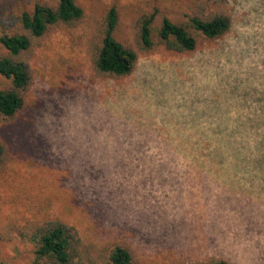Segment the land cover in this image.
<instances>
[{
  "label": "rangeland",
  "instance_id": "1",
  "mask_svg": "<svg viewBox=\"0 0 264 264\" xmlns=\"http://www.w3.org/2000/svg\"><path fill=\"white\" fill-rule=\"evenodd\" d=\"M34 1L0 0V9ZM77 2L84 22L38 43L26 107L0 126V264H29L19 230L48 218L86 240L127 242L141 264H264V160L209 154L224 133L248 134L251 146L264 134V0H231L223 39L184 56H142L121 80L92 68L88 41L100 18L115 7L116 37L130 41L142 13H155L157 32L191 3Z\"/></svg>",
  "mask_w": 264,
  "mask_h": 264
},
{
  "label": "trees",
  "instance_id": "2",
  "mask_svg": "<svg viewBox=\"0 0 264 264\" xmlns=\"http://www.w3.org/2000/svg\"><path fill=\"white\" fill-rule=\"evenodd\" d=\"M230 1L189 0L190 10L183 20L175 22L165 16L157 32L153 26L155 13H142L131 24L130 41L116 37L119 14L111 7L89 37L92 68L101 78L121 80L134 72L142 56L163 50L184 56L205 43L218 42L234 26ZM85 18V10L77 0H35L32 9L21 6L0 9V76L6 80L0 87V126L14 122L26 107L33 85L31 59L38 43L55 31L79 27ZM238 136L240 140L236 139ZM246 138L248 134L236 131L224 133L218 138L222 141L220 146H209V154L213 159L232 156L239 161L264 160V134L255 146L249 140L246 144ZM224 144L231 147L224 148ZM7 159V143L0 137V168ZM19 237L31 247L29 264H141L129 243L86 240L74 225L59 218L30 223L19 230ZM196 264L232 263L210 257Z\"/></svg>",
  "mask_w": 264,
  "mask_h": 264
}]
</instances>
